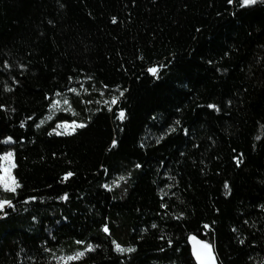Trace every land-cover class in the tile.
<instances>
[{"label":"trees","instance_id":"1","mask_svg":"<svg viewBox=\"0 0 264 264\" xmlns=\"http://www.w3.org/2000/svg\"><path fill=\"white\" fill-rule=\"evenodd\" d=\"M159 64L160 79L146 73ZM0 105V142L15 141L0 152L14 151L21 184L0 191L15 205L0 219V264H60L88 243L99 247L69 264H195L190 235L218 264L264 261V0H0ZM59 119L87 126L49 135Z\"/></svg>","mask_w":264,"mask_h":264},{"label":"snow or ice","instance_id":"2","mask_svg":"<svg viewBox=\"0 0 264 264\" xmlns=\"http://www.w3.org/2000/svg\"><path fill=\"white\" fill-rule=\"evenodd\" d=\"M259 2V0H237V3L239 4V6L241 8H247L248 6H254ZM227 3L229 5L233 4V0H227ZM61 7H63V5H61ZM219 15V13H218ZM235 15V13L233 14ZM112 22L116 23V17H112ZM50 24L53 23L51 20L48 21ZM197 31H199V29H197ZM228 53H225V56H227ZM168 63H171V61H168ZM207 63L212 64L213 62L211 60L207 61ZM3 67L5 69L11 67V65L5 61ZM20 69H24L26 68V65L21 63L19 65ZM167 64H159V65H153V66H149L146 68V73L149 74L151 77L156 78V79H160V69L161 68H166ZM217 71H220L219 69H217ZM23 74V72H21V75ZM139 78V77H138ZM72 77H69V80L71 81ZM90 79V78H89ZM16 83H18L19 81H14ZM83 87V86H81ZM105 87H107V85H105ZM10 90V89H9ZM68 91L71 92H76L75 88H70L68 89ZM85 91H87V89H85ZM119 91V89H118ZM127 91V89H124L123 91H119V95H113L111 97L110 100H105L103 103L105 104V106L108 108L109 111H112L114 106H118L120 103L121 98L124 96L125 92ZM103 94V93H101ZM56 96H61L62 94L57 91L55 93ZM45 99H48V95L45 94ZM87 103H92V101H87ZM229 104H231V100L228 101ZM69 105V100L68 99H53L51 101V103L49 104L50 108H53L55 110H63V111H67L66 108H63L62 106H67ZM4 106L0 105V109H2ZM209 109H215L217 112L220 111V108L216 105V104H208L206 106ZM177 111H180L179 109H177ZM117 119L121 122H123L126 118V110L124 108H119V110L115 113ZM49 119H52L51 116L48 117ZM28 119H32L31 117H29ZM44 121L41 120L39 124H36V127H40L41 124H43ZM180 120H175L174 124L175 125H180ZM24 124L23 122H21V127H23ZM87 125L83 122H77V120L72 119V120H67V119H59L56 122V126L54 128H51V130L49 131V135L52 134H57V135H72L74 134L78 128H84ZM57 129H62V131H57ZM176 129L173 126H169V131L174 132ZM185 135L188 134V129H183ZM162 138V137H161ZM259 138V137H258ZM23 139V138H21ZM157 143H160V140L158 139L156 141ZM3 144H11V143H15L14 139L12 136H8L6 137L2 142ZM119 141L116 137H113L110 141V144L108 146V150L111 151L113 149H116L118 147ZM141 147L143 148L144 145L143 143L141 144ZM235 151V150H233ZM55 155V154H53ZM234 160H236L237 165L240 164V159H237L236 157H233ZM15 167V163H14V151L13 150H6L3 152H0V191L4 192V193H11V194H17V190L19 188H21V184L18 181V179L16 178V176L13 175V168ZM101 167H103V165H101ZM142 167V165L140 163H135L134 164V168L135 169H140ZM107 169H105V173L107 174ZM75 175V173H73L72 171H67L63 174L61 181H68L69 178L73 177ZM131 176V172H128L127 175H120L118 177V179H114L112 181V184H108L105 183L103 185H101V187L111 191L113 186H119V184L121 182H126L127 179ZM168 187H172V185H168ZM225 188H228V184L227 182L225 183ZM59 200H68L69 199V194L68 193H64L58 197H56ZM44 197L42 196H37V195H28L25 197L24 199V203L28 204L30 202H35L37 200H43ZM15 205L13 203L12 199H8V198H2L0 197V219H5L9 216L8 211H5L6 208H13L14 209ZM167 206L165 204H161V208H166ZM261 208L264 209V205H261ZM180 216H183V213L180 214ZM179 218V217H178ZM33 220L36 219L35 216L32 217ZM244 223H247V221H244ZM152 227H156L155 224L152 225ZM208 225H204V228H208ZM102 231L104 233H109V227L107 225H104L102 228ZM233 231H236L235 229H233ZM161 239H163V237H161ZM188 239L192 242V249H191V256L193 258V260L195 261V264H218V257L217 254L214 250L213 244L205 241V240H201V239H197V237L195 235H190L188 237ZM77 244H83V241H76ZM112 243L115 245L114 250L118 253H132L136 251V248L134 246H128V247H122L121 245L117 244L115 241H112ZM172 240H168L167 244L169 247L172 246ZM239 243L241 245H243L245 243L244 240H240ZM99 247V245H93L91 243H88L87 247L84 248L81 251H76L74 254L72 255H68L66 257H63L60 264H69V261H76V260H80L82 259L86 253L94 251L95 248ZM159 251L163 252L165 249L163 247L158 249ZM176 251H179V249L177 248ZM55 259V257H54Z\"/></svg>","mask_w":264,"mask_h":264},{"label":"rangeland","instance_id":"3","mask_svg":"<svg viewBox=\"0 0 264 264\" xmlns=\"http://www.w3.org/2000/svg\"><path fill=\"white\" fill-rule=\"evenodd\" d=\"M62 107H64V106H62ZM52 111H53V114H55L58 110H55L52 108ZM57 131H62V129H57ZM261 264H264V261Z\"/></svg>","mask_w":264,"mask_h":264},{"label":"water","instance_id":"4","mask_svg":"<svg viewBox=\"0 0 264 264\" xmlns=\"http://www.w3.org/2000/svg\"><path fill=\"white\" fill-rule=\"evenodd\" d=\"M197 237V236H196ZM197 239H200V238H198L197 237ZM189 244H190V247H191V249H192V242L189 240Z\"/></svg>","mask_w":264,"mask_h":264}]
</instances>
